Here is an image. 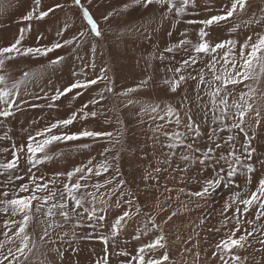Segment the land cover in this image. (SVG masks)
Instances as JSON below:
<instances>
[{"label":"snow or ice","instance_id":"obj_1","mask_svg":"<svg viewBox=\"0 0 264 264\" xmlns=\"http://www.w3.org/2000/svg\"><path fill=\"white\" fill-rule=\"evenodd\" d=\"M91 2V0H89ZM71 5L76 6L82 13L83 19L89 26L90 34L99 38L102 36V30L89 9L84 6L82 0H71ZM159 6L162 19L172 17L179 21L191 8L197 7L196 0H130L129 4L124 6V11L129 7L140 6L148 9L150 6ZM63 5L56 4L54 7H48L46 10L42 7V0H34V5L27 15L22 17L23 21L31 22L33 20L41 21L53 14L56 9ZM250 10L249 0H230V5L225 4L220 9V14L210 15L202 20H188L189 24H199L201 27L196 33L198 39L194 42L188 38L187 30L181 33V39L167 47L165 53L172 54L171 59H175L176 54L181 51L187 56L186 59L179 61V66L166 69L172 72L173 77L163 80L166 90L171 93H177L182 85L189 79L196 81L197 99L203 102L205 116L211 114L213 129L209 135V141L213 146L201 149L196 146V140L200 136L199 126H193L191 117L188 123L180 130L181 118L179 110L172 105H165L163 108L157 104H148L142 107V112L150 116L153 121H164L165 124H171L175 120L176 128L172 131L165 130L163 124L157 125V131L162 133L167 142L164 147L169 150L170 156L176 155L177 149H183L180 159L191 164L198 163L204 171L208 168L213 169V178H205L200 191L188 192L189 197L207 198L215 192L221 185L224 188H230L236 185L235 177L247 176V182L251 184L252 174L256 171L253 164V156L256 149L252 147L254 132L249 135V122L260 125L264 122V90L256 85L264 82V32H257L249 35L243 43L239 44L235 39H221L214 42L211 37L213 27H219L222 23L227 25L230 20L236 18L237 13L246 14ZM205 11L211 12L212 8L205 6ZM259 17H250L243 22L244 27L252 24H264V8ZM119 15V13H115ZM114 15L108 12L103 17L108 21ZM241 24H234L229 28V32H236ZM69 25L65 24L60 28L56 35L61 37L50 45L45 46H25L24 32L31 31V24L27 29L22 28L20 35L15 41L7 46H0V128H8V121L13 117L21 104L25 103L23 89L28 81L34 76V73L25 71L19 78H14L10 72L13 62L24 58L47 57L49 53H54L58 49L71 47L74 43L80 47L79 38L84 37L85 33L73 35L69 39H63ZM255 37V38H254ZM42 39V37H37ZM75 51V49H73ZM96 45H92V52L95 53ZM160 60L166 59L164 54H160ZM65 58L56 56L49 61L50 64H59ZM80 73L73 72L76 79L67 87L57 88L55 92L46 99L50 101L49 108L56 106V102L68 94L73 93V99L81 96L84 91L104 82V88L99 93V99L93 98L84 103L77 111L72 112L66 119H57L47 126L37 130L34 134H29L26 143L16 144L12 142L10 147H0V154H9L0 156V264H21V261H27L29 254L36 247L34 233L30 231L34 225L41 227L42 234L40 241L44 242L46 238L51 240L53 236L63 241L71 237V240L77 239L76 230L87 226L96 229L103 228L106 219L103 213L109 201L116 197V207L122 204L127 205V209L118 215L111 224L110 235H98L96 238L107 245L111 240L112 246L116 247L119 234L125 230L128 220L141 214L140 206L135 205L129 193L121 191L124 181H117L115 177L93 181L94 177H101L104 173H110L113 164L107 155L112 152L115 145L121 142L119 135L108 131H96L87 127L89 119H95L98 111L95 106L104 99V93H112L113 86L107 76L105 68L100 69V75L95 78H87V69H95L94 60L83 62ZM206 60V62H205ZM198 62H205V68L211 74V78H206L205 68L199 69L198 77L195 75L183 74L187 69L197 65ZM165 71V69H161ZM80 76L84 78L81 79ZM248 82V83H246ZM144 80L136 88H129L120 93L122 96H128L130 93L137 92L140 87L147 85ZM243 84L246 91H239L236 95L237 86ZM203 86V95L201 88ZM204 96L208 99L205 101ZM39 98V97H38ZM188 97L183 98V102ZM128 103H133L129 100ZM93 110L89 111V105ZM102 114V113H101ZM81 122V129L71 132L69 126L75 122ZM10 129L0 135L2 141H12L9 134ZM228 133L225 137L222 134ZM236 133V134H233ZM243 134V140L237 144L239 134ZM99 138H107L112 145L106 147L99 155L102 157L98 162L94 157L89 158L86 163H82L67 172H55L50 177L40 172L41 166L47 161L59 156L60 153L52 152V146L65 144L67 142L84 141L91 139L93 141ZM191 140V142H189ZM80 148H88L87 143H80ZM227 148V151L224 149ZM199 153L200 155H195ZM114 159V157L112 158ZM21 163H24L27 171L21 174ZM264 164V162H262ZM161 171L160 168L155 169ZM181 171H187V165ZM146 179L151 178L145 177ZM25 179L27 182H24ZM19 182V183H18ZM171 191V190H169ZM180 194L185 190L181 188ZM177 195V200L180 199ZM129 196V199H124ZM134 207V211H133ZM232 211L231 217L225 215L223 226L228 228V233L215 244V250L212 251V259L218 261V264H244L247 257H241L238 254L239 249H243L250 237L260 229L245 228L243 234L241 227L243 223L253 225L264 218V178L259 179L255 190L250 191L246 197L241 198V192H234L228 201L225 202L221 215ZM255 212V219H246L245 217ZM146 222L143 225V231L137 230V235L133 237L140 240L141 236H147L149 232L160 234L148 243H142L135 254L128 251H121L119 255L130 257L124 264H171L170 253L167 251V241L163 234L160 224L156 222V217L149 213H144ZM176 213L173 212L168 217L170 220ZM235 221V227H229L231 220ZM204 221L201 220V223ZM150 225V227H149ZM66 227L68 230H65ZM264 228V224L260 225ZM210 231L220 232L221 229H210ZM91 233L88 237L91 238ZM18 242V244H17ZM53 243L55 241H52ZM264 245V239L259 241ZM6 245H15L7 247ZM74 251L76 249H73ZM163 254H160V251ZM59 255H63L62 252ZM198 259L199 253H196ZM96 264H109L108 249L105 247L102 258H97Z\"/></svg>","mask_w":264,"mask_h":264},{"label":"rangeland","instance_id":"obj_2","mask_svg":"<svg viewBox=\"0 0 264 264\" xmlns=\"http://www.w3.org/2000/svg\"><path fill=\"white\" fill-rule=\"evenodd\" d=\"M82 3L89 9L94 19L98 22L102 30L101 37L95 38L90 34L88 31L89 26L83 19L82 13L76 6L71 5V0H42V7L45 10L48 7H54L56 4H61L63 7L56 9L53 14H50L44 20H33L31 22L23 21L22 17L31 11L34 0H0V46H7L13 43L20 35L19 27L27 29L29 23L31 24V31H28L30 34H39L40 37L44 33L48 35L43 37L46 40L44 45H50L60 40L61 37H58L56 33L65 24H68L69 28L63 39H69L81 32L85 33L84 37L79 38L80 47L78 48L74 43L71 47H65L56 50L54 53H49L47 57L24 58L21 59L22 61L17 60L12 63L10 72L15 74V78H19L25 71L34 73V76L22 90L25 103L21 104L15 115L10 118L8 128H0V135L10 129L9 134L13 140H0V147H10L13 141L16 144L26 143L30 133L34 134L49 123L57 119H66L72 112L77 111L78 103L72 104L65 97L57 101L56 106L52 108L48 107L50 101L46 99V96L53 94L55 92H53V89L60 82L58 75V80L56 79V74L59 73V70L54 68L58 64L53 65L49 61L55 59L56 56L66 57L63 61L66 64H64V67L66 66V70L69 71L67 72L68 79H66L68 81L67 84L61 82V86L63 88L67 87L76 79L72 73L74 71L78 73V60L82 61L81 58H83L84 61V58L92 52V48L89 46L95 44L97 49L94 53L97 57L96 62L100 63L102 61L99 68L106 69L107 76L113 86V92H105L104 103L98 104V116L93 129L96 131L113 132L120 136L121 142L115 145L112 152L107 154L113 164L110 173H104L101 177H94L92 182L99 180L102 183L104 179L110 177H115L117 181L123 180L124 185L121 191L129 193L134 206H140L142 212L128 220L125 230L119 234L116 247L112 246L111 240L105 245L96 238L98 235H110L111 224L128 207L122 204L121 207L117 208L116 197H113L109 201L106 210L101 213L106 217L103 222L105 226L103 228L97 227L96 229L87 226L78 228L76 230L77 239L75 240H71V237H69L61 241L56 236H53L51 240L46 238L42 242L39 239L42 229L34 225L30 231L34 233L36 247L29 254L27 261L24 262L22 260L21 264H96L97 258L103 257L105 247L108 249L109 264H124L130 257L119 255L121 251L135 254V250L142 243H148L160 234L159 231L155 233L149 232L147 236L142 235L140 240L133 239L137 235L138 229L141 232L143 231V225L146 222L145 211L140 205L142 199L139 196L141 195L139 193L135 195L132 191V184L135 181L134 176L139 177L138 183L146 181L149 187L156 188V203L162 210H166L165 213L168 217L173 212L176 215L184 214L186 216L181 217L182 219L186 218L182 227L186 228L184 229L185 234L192 250L183 252L182 256L184 257L182 258L184 264H218L217 260L212 259V251L215 250V244L229 231L228 228L223 226L224 216L231 217L232 211H234V209H230L228 213L221 215L225 202L237 191L241 192V198L246 197L250 191L255 190L259 179L264 178V164H262L264 162V122L258 126L252 121L249 122V135L251 136L254 132L252 147L256 149L252 161L256 171L252 174L251 184L247 182V176L238 175L234 179L239 188L235 185L230 188H224L221 185L213 194L201 200L189 197L186 193L200 191L203 186V180L205 178H213V169L208 168L202 171V166L198 163L191 164L181 160L180 154L184 151L183 149H177L176 155L170 156L169 150L164 147L167 142L166 137L157 131V125L163 124L165 130L172 131L176 128L175 120L173 119L171 124H165L164 121H153L150 116L142 112V107L148 104H159L162 108L165 105H172L179 110L181 118L180 130H183L184 125L188 123V118L191 117V120L194 122L193 126L198 125L200 130V136L195 142L196 146L202 150L213 146L209 141V135L214 127L211 121V114L207 117L205 116L203 102L197 99L196 81L189 79L176 94L167 91L163 85L164 79L172 78L170 77L172 72H167L166 69L178 67L179 61L186 59L187 56L181 51L176 54L173 60L171 59L172 54L165 53L164 50L178 42L182 38L181 33L185 32V30H187L188 38L196 42L198 39L196 33L201 25L189 24L187 21H198L210 15L220 14L221 7L225 4L230 5V0H196L197 7L191 8L179 21L172 17L162 19L160 7L156 5L150 6L148 9L140 6L129 7L127 11H124V6L129 4L130 0H91V2L89 0H82ZM206 5L212 8L211 12L205 11ZM255 6L256 8L254 7V3L250 2L251 11L249 10L246 14L237 13L236 19L230 20L227 25H223L222 23L219 27H213L211 30L212 40L219 42L221 39H235L238 41L237 47H239V44L243 43L249 35L264 32V24H252L249 27H245L247 29L243 26V21H247L253 15L259 17L262 14L260 10L264 8V1L260 3L259 7L257 3H255ZM108 12H113L114 15L108 21H105L103 17ZM115 13H119V15ZM242 17L248 19L243 20ZM234 24H241L246 33L241 32L240 27L237 28L236 32H229L228 29ZM42 29L44 30L43 33ZM84 41H87V43L92 42L85 45ZM34 44L37 46L36 43ZM30 46L36 47L33 44H30ZM75 54L79 56L77 63L72 57ZM160 54H164L166 59L161 61L159 58ZM101 56L103 59H101ZM205 62H198L197 65L187 69L183 74L188 75L190 73L198 77L199 69L205 68ZM37 64H40V69L37 68L34 71V65ZM161 69H165V71ZM205 72L207 74L206 78L210 79L211 74L207 68H205ZM87 78L89 77L87 76ZM144 80L148 81L147 85L140 87L137 92L130 93L127 97L120 95V93L129 88H136L141 85V82ZM256 87L264 90V82L256 85ZM93 88L94 90L90 91L89 95L87 91H84L80 96L78 101L82 102L81 105L90 101V95L95 94L92 98L96 97L98 99V94L104 88V82H99ZM242 90L246 91L247 89L244 88L243 84L238 85L236 95L238 96L239 91ZM201 95H203V86L201 88ZM185 96L188 99L181 106ZM207 99L204 96V100L206 101ZM82 100L85 102L83 103ZM129 100H132L133 103H128ZM88 110H92L90 106ZM80 129L81 126L78 124V121L69 126L71 132H76ZM222 135L226 137L228 133L225 132ZM132 137H143V139L133 140ZM242 140L243 134L240 133L237 144ZM80 143H87L89 147L80 148L78 147ZM159 143L162 145V148L156 150L155 147ZM130 145L132 148H130ZM111 146L107 138H99L96 141L91 139L76 142L70 141L65 144L54 145L51 149L52 152L60 153V155L41 166L40 172L50 177L55 172L70 171L74 167L86 163L92 157L98 162L102 159L99 154L106 147ZM227 150V148L224 149V151ZM145 153H148L149 157ZM124 154H127L128 161L126 159L127 156ZM2 155H7L8 159L11 158L10 153L0 154V156ZM195 155L199 156L200 154L196 153ZM113 157L114 159H112ZM186 165L187 171H181ZM20 168L21 174L27 171L24 163H21ZM157 168H160L161 171L156 172L155 169ZM149 176L151 178H145ZM0 179H3V177H0ZM24 182H27V180L25 179ZM162 184L167 186L163 191H161ZM170 185H174L176 189L169 191ZM181 188L185 190L184 194H180V191H178ZM178 194H180L179 200H177ZM124 199H129V196H125ZM190 213L191 216H189ZM154 216L156 217V222L159 224L158 217ZM175 216H172V218ZM246 219L254 220L255 212L253 211L250 215L246 216ZM201 220L204 222L201 223ZM0 223H2V219H0ZM262 224H264V218L253 225L242 224L241 232L238 235L243 234L245 228L248 230H251V228L260 229L254 233L253 237L249 238L243 249L237 250L241 257H247L244 264H264V245L259 242L264 239V228L260 227ZM229 227H235L234 219L229 222ZM217 228L221 229V231H210V229ZM161 229L163 231V226H161ZM65 230H68V228L66 227ZM164 231L163 234L165 235ZM89 233L92 234L91 238H86ZM165 237L167 251L170 253L171 259L168 244L169 239L166 235ZM2 239H4L3 236H0V240ZM52 241L55 242L53 243ZM7 247L14 248L15 245H6L4 249L5 254ZM73 249L76 250L74 251ZM163 251L161 250L160 254H163ZM60 252L63 253L62 256L59 255ZM196 253H199L198 259ZM171 264L181 263H174L171 259Z\"/></svg>","mask_w":264,"mask_h":264},{"label":"bare ground","instance_id":"obj_3","mask_svg":"<svg viewBox=\"0 0 264 264\" xmlns=\"http://www.w3.org/2000/svg\"><path fill=\"white\" fill-rule=\"evenodd\" d=\"M220 1V0H219ZM264 0H251L250 2L251 3H254V7L256 8V6H255V3H257V6L259 7L260 6V3L261 2H263ZM207 2V1H206ZM221 2H223V1H221ZM208 3V2H207ZM252 9H254V8H252ZM251 11V10H250ZM254 11V10H253ZM207 12V11H206ZM243 18V17H242ZM236 19V18H235ZM245 19H248V18H243V20H245ZM242 20V19H241ZM233 21V20H232ZM241 22V21H240ZM244 22V21H243ZM43 23V22H42ZM41 23V24H42ZM232 23V22H231ZM47 25H48V23H47ZM46 25V26H47ZM224 25V24H223ZM254 26V25H253ZM257 27V26H256ZM245 28V27H244ZM258 28V27H257ZM20 29H21V27H19V32H20ZM240 29L242 30L241 32H245V30L242 28V27H240ZM245 29H247V28H245ZM259 29V28H258ZM257 29V30H258ZM261 29V28H260ZM264 31V30H263ZM44 32V30L42 29V33ZM257 32V31H256ZM246 33V32H245ZM254 33V32H253ZM20 34V33H19ZM45 34V33H44ZM43 34V36H42V39H37V37H40V35L39 34H34L33 33V35L32 34H30V32H26L25 31V33H24V41H23V43H24V45L25 46H30V44H33V46H36L34 43H36L37 44V46H45L44 45V43H46V40H45V38H43V37H45V36H48V35H44ZM243 37H244V35L243 34H241ZM248 35V34H247ZM246 35V36H247ZM245 38V37H244ZM243 38V39H244ZM240 39H241V37H240ZM242 39V40H243ZM247 39V38H246ZM40 41V42H39ZM90 42H92V41H90ZM90 42H88L87 43V41H84V44L85 45H87V44H89ZM244 42V41H243ZM93 45V44H92ZM92 45H90L89 47L90 48H92ZM36 46V47H37ZM86 50H87V48H86ZM97 50V49H96ZM77 51V50H76ZM73 53V52H72ZM93 54V55H92ZM68 56V55H67ZM81 56V55H80ZM85 56V55H84ZM73 57V59L75 60V62L77 63V60H78V55L77 54H75V55H73L72 56ZM66 58V57H65ZM96 56L94 55V53L93 52H90L89 53V55L86 57V58H84V61L83 62H91L92 60H94V62H95V65H96V68L93 70V69H91V68H88L86 71H87V76L89 77V79H91V78H95L96 76H98V75H100V68H99V65H100V63L102 62H100V63H98V61L96 62ZM101 59H103L102 58V56H101ZM22 61V60H21ZM69 61V60H68ZM75 63V64H76ZM62 64V65H61ZM64 61L63 62H61L60 64H58V65H56V66H54V68H56V69H58L59 70V73H57L56 74V79L58 80V78H59V84H58V86L56 85V87L53 89V92L57 89V88H60L61 90H62V86H61V82H63L64 84H67V81L68 80H66V79H68V73L67 72H69V71H67L66 70V66L64 67ZM104 64V63H103ZM66 65V64H65ZM35 67H34V71H35V69H37V68H39L40 69V64H37V65H34ZM81 67H82V61H79L78 60V73H80V70H81ZM72 68V67H71ZM24 69V68H23ZM38 71V70H37ZM38 73H41V72H38ZM59 77H58V76ZM12 76L15 78V74H12ZM58 77V78H57ZM170 77H173V73L172 74H170ZM80 78L81 79H83L84 77L83 76H80ZM70 81H72V80H70ZM65 88V87H64ZM93 88V87H92ZM92 88H90L89 90H86L87 91V93H88V95H89V92L90 91H93L94 90V88L92 89ZM179 90V89H178ZM75 91L76 90H74L73 91V93H70V94H68L65 98L69 101V102H71L72 104H75V103H78V109L79 108H81V103L82 102H80V101H78V99L80 98V96L78 97V98H76V99H73V95L75 94ZM174 94H176V93H174ZM99 95V94H98ZM95 96V94H93V95H90V97H89V99H90V101L93 99L92 97H94ZM92 98V99H91ZM96 98V97H95ZM99 99V98H98ZM83 101V100H82ZM85 101H83V103H84ZM104 102H103V100H101L100 102H99V104H103ZM90 107H91V109L93 110V108H92V105L90 104L89 105ZM98 105H96L95 106V109L96 110H98ZM96 120H97V117L95 118V119H89V121L87 122V127L88 128H90V129H93V127H94V125H95V123H96ZM78 124L81 126V122L80 121H78ZM141 136H144V135H141ZM132 139L133 140H142L143 139V137H138V138H135V137H132ZM130 148H132V146L130 145ZM156 148V150H158L159 148H162V145L159 143V144H157V146L155 147ZM125 156H127V154H124ZM145 155L147 156V157H149V154L148 153H145ZM160 156V155H159ZM159 156H157V157H159ZM127 161H128V156H127ZM132 171H133V169H132ZM134 179H135V181H134V183L132 184V191L135 193V195L136 194H140L141 196H139L140 197V199H142L141 200V206L143 207V209H144V211H145V213H149L150 215H156L157 217H158V221H159V224L161 225V226H163V231H164V228H165V231H164V233H165V235L167 236V238L169 239V249H170V252H171V259H172V261L174 262V263H176V262H180L181 264H184V262H183V258L182 257H184V256H182V254H183V252H189L190 251V249H191V246H189V242H188V239H187V236H186V234H185V230L184 229H186V228H184V227H182L183 226V223H185V221H186V218H181V217H183V216H185L184 214H180V215H176L175 217H173L172 219H168V215L165 213V211L164 210H162V208L161 207H159V205L156 203V188L155 187H149V185L147 184V182L146 181H143V182H141V183H138V180H139V177L138 176H134ZM167 188V186L165 185V184H162V187H161V191H163V190H165ZM169 188H170V190L171 191H173V190H175L176 189V187L174 186V185H170L169 186ZM158 191V190H157ZM179 191V190H178ZM161 194L163 195V197H164V194L161 192ZM138 196V195H137ZM186 196V195H185ZM165 198V197H164ZM188 199H190V198H188ZM166 209V208H165ZM189 209V208H188ZM193 209V208H192ZM185 210V209H184ZM186 212H187V210H185ZM191 211V210H190ZM193 211V210H192ZM184 212V211H183ZM182 212V213H183ZM194 212V211H193ZM185 214H187V213H185ZM187 216H188V214H187ZM189 216H191V213H190V215ZM186 217V216H185ZM191 218V217H190ZM189 219V218H188ZM189 221V220H188ZM190 226V225H189ZM189 229V228H188ZM192 250V249H191ZM191 253V252H190ZM188 255V254H187ZM188 257V256H187ZM186 257V258H187ZM187 263V262H186Z\"/></svg>","mask_w":264,"mask_h":264}]
</instances>
